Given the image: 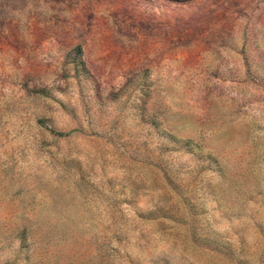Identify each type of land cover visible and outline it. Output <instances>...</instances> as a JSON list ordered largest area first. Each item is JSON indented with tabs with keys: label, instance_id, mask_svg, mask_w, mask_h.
Listing matches in <instances>:
<instances>
[{
	"label": "rangeland",
	"instance_id": "374dc122",
	"mask_svg": "<svg viewBox=\"0 0 264 264\" xmlns=\"http://www.w3.org/2000/svg\"><path fill=\"white\" fill-rule=\"evenodd\" d=\"M0 264H264V0H0Z\"/></svg>",
	"mask_w": 264,
	"mask_h": 264
}]
</instances>
